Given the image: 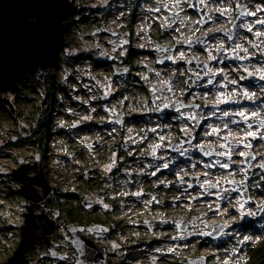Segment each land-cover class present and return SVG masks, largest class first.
Returning a JSON list of instances; mask_svg holds the SVG:
<instances>
[{
  "label": "flooded vegetation",
  "instance_id": "obj_1",
  "mask_svg": "<svg viewBox=\"0 0 264 264\" xmlns=\"http://www.w3.org/2000/svg\"><path fill=\"white\" fill-rule=\"evenodd\" d=\"M72 1L64 26L73 18L70 30L89 32L87 98L68 90L88 121L74 122V131L96 129L93 147L106 135L110 152L133 164L119 178L102 169L57 175L35 143L39 116L31 121L36 156L0 159V264H188L206 255H180L201 225L182 209L195 189L219 201L232 193L255 208L234 223H205L209 239L254 224L264 211L252 189L264 172V0ZM36 70L19 90L34 89ZM47 88L40 108L54 106ZM92 112L112 119L93 121ZM0 138L27 141L2 127ZM38 154L46 182L31 192Z\"/></svg>",
  "mask_w": 264,
  "mask_h": 264
},
{
  "label": "rangeland",
  "instance_id": "obj_2",
  "mask_svg": "<svg viewBox=\"0 0 264 264\" xmlns=\"http://www.w3.org/2000/svg\"><path fill=\"white\" fill-rule=\"evenodd\" d=\"M207 4H212V0H203ZM153 7V6H152ZM189 15V14H188ZM190 21L192 15H189ZM88 31L71 29L68 37L65 39L63 49L59 50V59L57 65L40 67L36 71L34 79L40 78L38 82L30 80L34 89L29 85H23L22 90L17 93L6 92L10 101L15 104L12 115L3 113L0 115V127L6 131H12L15 135H23L27 141L18 143L10 142L5 144V140L0 138L1 160L7 163H13L18 156H36L37 152L45 150L47 163L53 173H61L65 170H104L109 176L120 177V168L129 169L132 162L117 155V152H110V139L104 135L105 141L99 147H93L91 140L98 137V131L94 128H85L74 131V122L88 121L84 112L71 104L68 90L72 87L82 88L78 98L82 101L87 98L84 92L85 81L87 78L88 63L86 60V51L89 46ZM65 67L72 72L68 78L65 76ZM79 69V70H78ZM80 71L85 75L80 74ZM101 79L104 78L102 69L95 70ZM55 76L57 87L56 99L52 110L53 135L50 142L39 149L36 145L29 142V133L31 131L30 123L34 121L29 114H32L36 105L41 104L44 99L45 81L50 75ZM44 80L42 81V79ZM81 83V84H80ZM26 88L29 91H26ZM31 88V90H30ZM24 89V90H23ZM67 89V90H64ZM95 93V92H93ZM26 99L24 103V98ZM22 97V98H21ZM21 101V102H20ZM8 108L7 103H0V111ZM3 110V111H2ZM6 110V109H5ZM93 121H111V115L91 113ZM88 117V116H87ZM106 117V118H105ZM23 118L28 126L25 128L17 124ZM109 118V120H108ZM22 119V120H23ZM88 126V125H87ZM100 137V136H99ZM11 140V138H10ZM39 149V150H38ZM257 149L259 155L264 159V143H258ZM15 154V156H14ZM14 156V157H13ZM194 165L195 162H192ZM226 190V187H223ZM253 195L257 197L260 203H264V172L259 171L254 175ZM230 193V192H229ZM182 209L187 211L189 217L197 218L201 225L195 238L189 239L188 248H182L180 255L185 256L187 252H199L209 255L211 264H258L264 255V211L261 217L256 218V222L242 227L232 226L230 234L222 240H212L207 236L208 229L204 225L215 219L226 218L230 223L238 221L241 212L253 214V208L244 200H241L235 194L230 193L223 201L213 198L212 193H204L201 190H191L189 193V202L184 204ZM264 210V209H263ZM252 229V230H251ZM243 230V231H242ZM232 234V235H231ZM183 247H185L183 245ZM227 250L233 253L229 254Z\"/></svg>",
  "mask_w": 264,
  "mask_h": 264
},
{
  "label": "water",
  "instance_id": "obj_3",
  "mask_svg": "<svg viewBox=\"0 0 264 264\" xmlns=\"http://www.w3.org/2000/svg\"><path fill=\"white\" fill-rule=\"evenodd\" d=\"M72 3V0H0L1 103L12 106L4 94L18 91L20 83L35 69L57 57L64 36V20ZM70 74L66 69L65 76ZM36 169L35 185H25L31 192L39 182H46L42 154L37 155ZM258 207L257 214H261L263 207ZM188 264H207V256L190 257ZM258 264H264V255Z\"/></svg>",
  "mask_w": 264,
  "mask_h": 264
},
{
  "label": "trees",
  "instance_id": "obj_4",
  "mask_svg": "<svg viewBox=\"0 0 264 264\" xmlns=\"http://www.w3.org/2000/svg\"><path fill=\"white\" fill-rule=\"evenodd\" d=\"M72 22H73V18H69V21L65 25V33H64V36L62 38L60 49H63V46L65 44V39L68 37V34L70 32L69 24ZM59 58L60 57H59V52H58L57 57L53 61L48 63L47 65H44L43 68L46 69L47 67L57 65V61ZM48 78L49 79H47L45 81V83L48 85L47 94L48 95L51 94L52 96H54V94L56 93L55 91H57V89L55 90V85H53V82L56 80V78H55L54 74L50 75ZM20 96H22L24 98V101H25L24 103H26L25 97L23 95H20ZM40 105L41 104L36 105V107L33 110H31L32 114H29V116L33 120L37 119L39 116L38 126L35 127V129H33V131H34V137H35L36 145H38L39 147H42L43 140L46 141V144H47L49 141V137L52 134V123H51L52 120L50 119V117H52L53 108H50V107L49 108H47V107L40 108ZM3 110H2L3 112L0 111V114H3L6 112V114L11 115V113H9V111L7 110L6 107Z\"/></svg>",
  "mask_w": 264,
  "mask_h": 264
},
{
  "label": "bare ground",
  "instance_id": "obj_5",
  "mask_svg": "<svg viewBox=\"0 0 264 264\" xmlns=\"http://www.w3.org/2000/svg\"><path fill=\"white\" fill-rule=\"evenodd\" d=\"M192 1V0H191ZM12 109V108H11Z\"/></svg>",
  "mask_w": 264,
  "mask_h": 264
}]
</instances>
